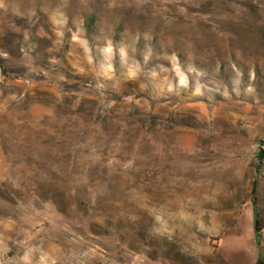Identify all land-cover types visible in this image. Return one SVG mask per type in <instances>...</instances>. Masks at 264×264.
Segmentation results:
<instances>
[{"label":"rangeland","instance_id":"374dc122","mask_svg":"<svg viewBox=\"0 0 264 264\" xmlns=\"http://www.w3.org/2000/svg\"><path fill=\"white\" fill-rule=\"evenodd\" d=\"M262 254L264 0H0V264Z\"/></svg>","mask_w":264,"mask_h":264},{"label":"trees","instance_id":"16d2710c","mask_svg":"<svg viewBox=\"0 0 264 264\" xmlns=\"http://www.w3.org/2000/svg\"><path fill=\"white\" fill-rule=\"evenodd\" d=\"M260 220L258 219V215H255V222H254V243L257 247L258 250L261 249V244H260V235H261V226H260ZM256 264H264V255L258 256Z\"/></svg>","mask_w":264,"mask_h":264}]
</instances>
